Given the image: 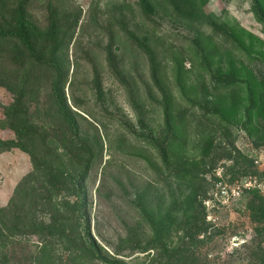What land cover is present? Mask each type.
<instances>
[{
  "label": "rangeland",
  "instance_id": "obj_1",
  "mask_svg": "<svg viewBox=\"0 0 264 264\" xmlns=\"http://www.w3.org/2000/svg\"><path fill=\"white\" fill-rule=\"evenodd\" d=\"M148 1L154 9L149 15L139 0L28 5L42 29L50 10L61 17L80 15L69 48L72 84L65 88L78 132L64 143L68 154L60 158L71 171L76 155L89 156L81 147L92 154L84 182L90 233L109 253L124 239L144 248L152 221L161 220L172 247L187 241L182 230L196 213L210 235L209 240L199 235L190 247L198 263L254 264L264 241L247 204L252 191L264 197V25L252 0H208L193 22L158 0ZM259 2L264 10V0ZM147 48L154 53L155 77ZM107 49L117 55L114 65ZM218 75L233 82L219 84ZM249 87L257 102L247 117ZM12 101L0 87V119ZM39 101L43 111L44 93ZM48 119L40 115L35 123L55 129ZM163 135L171 141L168 164L158 149ZM12 138L11 131L0 129V139ZM31 170L29 156L18 149L0 153V208ZM39 247L36 237H16L5 250L7 264H32ZM55 254L59 264H69L66 254ZM152 255L149 250L125 260L148 264Z\"/></svg>",
  "mask_w": 264,
  "mask_h": 264
},
{
  "label": "trees",
  "instance_id": "obj_2",
  "mask_svg": "<svg viewBox=\"0 0 264 264\" xmlns=\"http://www.w3.org/2000/svg\"><path fill=\"white\" fill-rule=\"evenodd\" d=\"M139 1L145 14L154 12L148 0ZM29 2L0 0V87L13 96L12 103L3 107L0 129L14 134L12 139H0V153L18 149L29 156L32 165L31 172L20 180L6 207L0 208V264H7L5 250L19 236L38 239L40 247L32 258V264H59L55 254L58 250L67 255L69 264H129L126 258L149 250L153 251V255L148 264H201L191 246L199 235L203 234L206 240L210 239V235L207 234L208 224L196 213L190 215L182 230L187 241L180 240L172 247L165 239L169 227L161 220L152 221V238L144 248L124 239L112 245L109 253L92 237L84 183L92 154L81 147L80 150L89 156L76 155L71 171L60 158L68 154L64 143H71L78 132L77 114L68 105L65 88L72 84L69 81V48L80 15L68 13L61 17L50 10L48 24L42 29L28 13ZM207 2L158 0L161 7H170L177 17L188 22L202 16ZM252 2L257 19L264 25V10L259 0ZM212 27L218 29L214 25ZM108 48L111 49V45ZM110 49H107V60L109 65H114L117 55H113ZM146 51L155 77L154 53L150 48ZM214 80L223 85L233 82L227 75H218ZM42 93L48 102L43 111L39 101ZM256 102L249 87L247 117ZM40 115H47L48 121L57 127H38L35 119ZM166 125V132L171 134L168 119ZM170 148L171 141L163 135L158 149L165 164H168ZM250 195L253 198L247 204L249 217L258 225L256 235L264 241V197L257 191H252ZM254 259V264H264V247H258Z\"/></svg>",
  "mask_w": 264,
  "mask_h": 264
}]
</instances>
